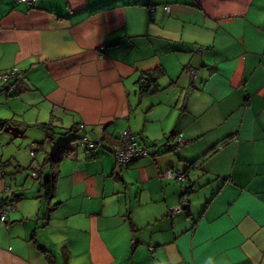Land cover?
<instances>
[{"label": "crops", "instance_id": "obj_1", "mask_svg": "<svg viewBox=\"0 0 264 264\" xmlns=\"http://www.w3.org/2000/svg\"><path fill=\"white\" fill-rule=\"evenodd\" d=\"M11 68L0 264H264V0H0ZM26 126L44 143L75 126L103 150L64 158L48 200L13 201ZM122 129L147 153L117 166Z\"/></svg>", "mask_w": 264, "mask_h": 264}, {"label": "rangeland", "instance_id": "obj_2", "mask_svg": "<svg viewBox=\"0 0 264 264\" xmlns=\"http://www.w3.org/2000/svg\"><path fill=\"white\" fill-rule=\"evenodd\" d=\"M39 127H22L25 130H21L19 137L17 136L14 139L16 155L12 158V163L6 167V169L9 170L8 172L12 173V176L8 175L7 177L9 185H11V181L13 180L11 189L14 192V196L10 197L13 201L22 197L27 198L31 196L35 197L37 200L38 191L41 192V199H44L43 196H46L45 198L48 200V194H46L47 188L44 183L45 180L50 177L49 169L44 168L45 172L40 174L37 178L32 176V172L38 171L37 167L43 166V160L48 156L45 155L46 153H44L43 150H40L41 145H38V142H42L45 137L44 135L46 134V130ZM83 135H85L83 129L64 131V133H58L54 135V137L52 135L48 136V143L45 142L44 144L49 153L56 150V148H54L55 143L65 144V142L69 141L68 143L71 148L69 151V157L76 158L81 154V152H87L82 150L84 145L82 143ZM97 149L101 152L103 150V146L98 144ZM87 155L89 157H96L97 154L95 156L89 154ZM32 193H34V195H32Z\"/></svg>", "mask_w": 264, "mask_h": 264}, {"label": "built area", "instance_id": "obj_3", "mask_svg": "<svg viewBox=\"0 0 264 264\" xmlns=\"http://www.w3.org/2000/svg\"><path fill=\"white\" fill-rule=\"evenodd\" d=\"M35 0H16V2H24L28 4L34 3ZM170 3L162 4V9L165 12L170 11ZM154 11V6H150V12ZM18 73L17 68H11L7 71H0V81L8 82L15 78ZM80 128H83V125H80ZM82 143L85 150H90L91 152H95L98 144H101L99 138L91 139L87 136V134L83 135ZM184 141L181 138H178L175 141L174 145H183ZM112 155L115 159L117 166H122L128 162H130L134 157L143 155L147 153V149L138 141L137 136L131 132L130 129H122L119 131L117 136V144L111 150ZM36 172H32V176H36ZM170 175V173H168ZM178 178L183 180L184 175L182 173L178 174ZM188 203L187 197L185 195L182 196L180 204L171 208V212L181 211L184 206ZM8 206L6 201L3 198H0V221L3 222L6 220L8 215Z\"/></svg>", "mask_w": 264, "mask_h": 264}, {"label": "trees", "instance_id": "obj_4", "mask_svg": "<svg viewBox=\"0 0 264 264\" xmlns=\"http://www.w3.org/2000/svg\"><path fill=\"white\" fill-rule=\"evenodd\" d=\"M145 81L143 83H141V86H144L142 91L146 92V90L152 89V88H151V79L150 78H148V79L146 78ZM75 128L76 127L73 126L72 128H70V130H76ZM99 141L101 143L102 138H99ZM68 142L69 141L65 142V144H57V143H55L54 144V148H56V150H53V151L49 152L47 154L48 156L45 158V160L50 164V168H51V175H50V177L48 179L45 180V183H44V185L47 188L46 194H48V196H50L52 194V192H53L54 183L57 180V174H58L57 168L59 166V163L64 158L69 156V151H70L71 148H70ZM43 143H44L43 141L42 142H38V145H42ZM116 144H117V142H115L114 146ZM44 185H42V186H44Z\"/></svg>", "mask_w": 264, "mask_h": 264}]
</instances>
